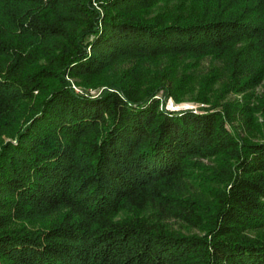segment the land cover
<instances>
[{"label":"trees","instance_id":"trees-1","mask_svg":"<svg viewBox=\"0 0 264 264\" xmlns=\"http://www.w3.org/2000/svg\"><path fill=\"white\" fill-rule=\"evenodd\" d=\"M204 57L259 85L264 0H0V264H264V100L169 110L184 85L135 67L98 89Z\"/></svg>","mask_w":264,"mask_h":264},{"label":"rangeland","instance_id":"rangeland-1","mask_svg":"<svg viewBox=\"0 0 264 264\" xmlns=\"http://www.w3.org/2000/svg\"><path fill=\"white\" fill-rule=\"evenodd\" d=\"M135 67V68H134ZM134 68V71L139 74V84L148 85L157 81L167 82L172 84H183L185 90L181 95V102L175 104L171 99L167 102L169 110H183V109H197L201 107L200 103L196 102L198 99L206 96L211 102H218L220 104H243L249 103L250 107L256 106L259 100H264V78H262L259 85L248 93H236L225 90V83L227 80V71L225 62H218L212 58L204 57L202 59H168L162 58L155 63L136 65L134 61H125L118 66L112 67L98 83V89H103L106 83L118 80L126 71ZM138 69V70H137ZM212 76V77H211ZM207 87H203L205 83ZM99 90H90L91 94L99 92ZM236 119L235 125L241 126V133L244 137L252 141H259V122L258 114L251 117V123H244L240 125ZM217 162L214 160L204 161L206 169L216 167ZM201 174L208 176V171H202ZM201 176V175H200ZM190 194L204 195L203 188L199 183V179L192 181L189 185ZM171 230L177 233L197 234L194 229H189L185 225L176 222H168Z\"/></svg>","mask_w":264,"mask_h":264}]
</instances>
